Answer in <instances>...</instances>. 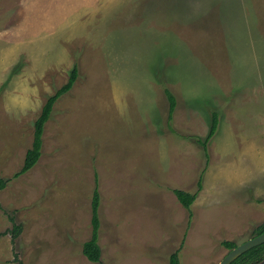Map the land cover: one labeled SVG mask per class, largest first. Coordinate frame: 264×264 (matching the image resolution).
I'll list each match as a JSON object with an SVG mask.
<instances>
[{"label": "rangeland", "instance_id": "rangeland-1", "mask_svg": "<svg viewBox=\"0 0 264 264\" xmlns=\"http://www.w3.org/2000/svg\"><path fill=\"white\" fill-rule=\"evenodd\" d=\"M0 177V264H219L264 223V0H0Z\"/></svg>", "mask_w": 264, "mask_h": 264}, {"label": "trees", "instance_id": "trees-1", "mask_svg": "<svg viewBox=\"0 0 264 264\" xmlns=\"http://www.w3.org/2000/svg\"><path fill=\"white\" fill-rule=\"evenodd\" d=\"M77 67L74 66L69 79L65 85L59 88L52 96L48 97L45 104L41 109V113L39 117L36 119L34 123V131H33V141L31 148L27 150L23 165L20 171L14 175V177H18L22 174L28 172L39 160L41 156V147H42V133L46 122L50 119L52 109L56 101L63 95L67 94L73 87L76 79H77ZM165 96L168 101V118L171 119V115L175 108V98L169 92V90H164ZM218 125V115L216 112L211 114V124L208 132L207 140H202L197 136H192L191 139L195 141L196 144L200 145L202 148V152L204 157H207V142L208 140L215 134ZM7 181L0 177V191L3 190L6 186ZM198 190L201 189V177L198 179L197 182ZM173 194L175 195L176 199L180 203V205L188 211L189 220L192 217L190 210V206L196 199L197 193H188L183 190L174 189L172 190ZM99 206H100V195L95 186L92 201H91V237L88 241L83 243L82 245V254L83 256L92 263H97L101 257V249L99 245V231H100V220H99ZM188 222V226H189ZM20 227H14L9 233L11 234L12 241L20 234ZM256 235L264 233V223L257 226ZM8 233V232H5ZM4 235V233H0V236ZM222 246L227 250H232L236 247L235 243L231 241H224L222 242ZM264 261V244H261L257 247L252 248L251 250L245 252L240 257H238L235 261L231 264H257L259 262ZM15 262L17 264H22L17 258H15ZM169 264H179L178 262V252H174L169 259Z\"/></svg>", "mask_w": 264, "mask_h": 264}, {"label": "water", "instance_id": "water-1", "mask_svg": "<svg viewBox=\"0 0 264 264\" xmlns=\"http://www.w3.org/2000/svg\"><path fill=\"white\" fill-rule=\"evenodd\" d=\"M261 244H264V233L258 236L249 239L248 241L237 245L235 248L230 250L219 262V264H231L238 257H240L245 252L251 250L254 247H257Z\"/></svg>", "mask_w": 264, "mask_h": 264}]
</instances>
